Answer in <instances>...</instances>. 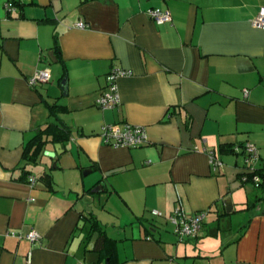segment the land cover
<instances>
[{
	"label": "crops",
	"instance_id": "obj_1",
	"mask_svg": "<svg viewBox=\"0 0 264 264\" xmlns=\"http://www.w3.org/2000/svg\"><path fill=\"white\" fill-rule=\"evenodd\" d=\"M10 1L0 0V264H264V200L246 207L264 190L243 180L241 153L221 150L251 142L264 167V28L251 23L264 0ZM149 7L171 21L156 24ZM41 67L49 82L31 86ZM113 67L130 73L117 79L118 105L102 109ZM123 122L147 142L106 144L102 126ZM179 201L208 211L183 241L151 213ZM91 219L103 237L89 249Z\"/></svg>",
	"mask_w": 264,
	"mask_h": 264
},
{
	"label": "built area",
	"instance_id": "obj_2",
	"mask_svg": "<svg viewBox=\"0 0 264 264\" xmlns=\"http://www.w3.org/2000/svg\"><path fill=\"white\" fill-rule=\"evenodd\" d=\"M7 9L13 7L12 2L6 4ZM147 15L156 23L163 24L171 21V14L168 9H162L159 7H149L146 10ZM251 23L255 27L264 28V7H260L257 15L251 20ZM76 27H85L84 22L78 21L74 24ZM130 71L113 67L106 74V86L101 91L96 99V104L102 108H113L119 103V93L117 87V79L119 77L128 75ZM51 78V73L48 67H41L36 69L32 75L28 78V83L31 86H37L40 84L48 83ZM101 137L106 144L111 146H125V147H138L147 142L146 131L143 126L131 124L128 122L123 123H111L105 124L101 128ZM235 152H239L243 155L244 171L242 173L243 180L248 179V174L253 172L257 168V162L259 159V152L257 147L251 142H245L241 146L235 144L233 147ZM205 151L210 159L213 169L223 166V162L216 157L213 150L205 147L200 148ZM31 184H34L35 177L29 178ZM251 181L254 184H258L260 177L258 175H252ZM207 210H199L194 212H187L183 207L181 201L177 203L174 209L165 214L158 209H152L151 213L158 217L166 218L172 224V232L177 237L178 241L194 238L197 236L203 226L206 219ZM15 233L12 232V235ZM20 237V235H18ZM25 238L31 242H37L41 238V235L34 229L29 230ZM29 260V257H28ZM78 264H83L79 262Z\"/></svg>",
	"mask_w": 264,
	"mask_h": 264
},
{
	"label": "trees",
	"instance_id": "obj_3",
	"mask_svg": "<svg viewBox=\"0 0 264 264\" xmlns=\"http://www.w3.org/2000/svg\"><path fill=\"white\" fill-rule=\"evenodd\" d=\"M12 2V4L14 5H17V6H20L22 5L21 3V0H12L10 1ZM56 50H58V47L59 45L56 44ZM50 108L52 109V112H56L57 108H58V105H56L55 103L52 104L50 106ZM50 126H51V123H50ZM48 127L44 128V130L46 129L47 130ZM59 129V128H58ZM42 130V131H44ZM59 136L56 134L54 136V139H63V136H67L69 131L66 130V129H60L57 131ZM63 135V136H62ZM57 136V137H56ZM242 144H240L241 146ZM42 146V140L38 139L37 141L33 142L30 144V147H29V155H27V157H29V159H34L35 156L40 152V148ZM234 145L233 144H229V145H224L222 147V151H229V152H235L234 149H233ZM248 174V179L247 180H250L252 179V175H258L260 177V181L258 182V184H256L257 188L259 189H262L264 190V167L263 168H256L253 172H250V173H247ZM264 200V195H255L250 202L247 203V208L250 207L252 204H254L255 202H257L258 200ZM91 222H92V225H91V230L92 231H97L98 234H99V237H103V233L101 231V228L99 226V224L95 221V219H91ZM1 249V247H0ZM101 251L103 252L104 250L101 249Z\"/></svg>",
	"mask_w": 264,
	"mask_h": 264
},
{
	"label": "water",
	"instance_id": "obj_4",
	"mask_svg": "<svg viewBox=\"0 0 264 264\" xmlns=\"http://www.w3.org/2000/svg\"><path fill=\"white\" fill-rule=\"evenodd\" d=\"M49 56H50V57H53L52 52H49ZM60 84H61L62 88L65 89L66 77H64V78L61 80ZM64 93H66V91H65ZM44 153H45L46 155H52V153L49 152V151H45ZM54 153H55V152H54ZM54 153H53V154H54ZM100 190H102V187H101V185L99 184V185H97L96 187H94V188L92 189V192H98V191H100ZM225 203H226V210H227V211H230V209H231V199H229V198L226 199V200H225ZM97 236H98V233H97V232H94V233L92 234V236H91V238H90V240H89V243H88V248H89V249H91V248L94 246L95 241H96V239H97Z\"/></svg>",
	"mask_w": 264,
	"mask_h": 264
}]
</instances>
